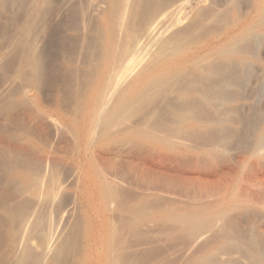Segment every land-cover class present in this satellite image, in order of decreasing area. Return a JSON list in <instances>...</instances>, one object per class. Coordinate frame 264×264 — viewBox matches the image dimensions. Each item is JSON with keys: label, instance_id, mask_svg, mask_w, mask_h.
<instances>
[{"label": "bare ground", "instance_id": "bare-ground-1", "mask_svg": "<svg viewBox=\"0 0 264 264\" xmlns=\"http://www.w3.org/2000/svg\"><path fill=\"white\" fill-rule=\"evenodd\" d=\"M79 1V3L83 2L80 5L83 7L87 6L86 8L91 9L87 14L91 16L90 13H93L92 18H94L95 24L93 23L94 28L92 27L93 29L89 32L85 30V22V25L81 23L84 28L74 29L75 33H77L76 36H82L81 39L84 41L81 47L82 52L85 54L83 68L88 75V80H85L87 83L82 93L78 113L69 120V126L73 133L71 135L73 138L72 141H74V145L70 144L73 146L72 149L66 151L67 148L71 147L69 146L66 150L63 147V150L61 148L60 150L51 148L37 151V144L35 143V146L33 141L27 138L29 135L27 137L20 135L21 137L18 136V139L15 137L19 141L22 139L18 144H16L17 141L15 142L14 139L8 137L7 142L12 140L15 145L13 144L14 146H12L13 142H10L11 144L9 143L6 148L0 146V148H5L9 154L11 152H20L23 154L22 158L25 155V159L27 160L21 159L24 162L27 161V165L22 164V160L21 164L23 167L26 166V169L22 171H26L27 173L24 179L29 183V191L27 190L28 184L22 186L26 189L25 191L29 192L27 195L40 199L45 204H50L51 207L55 208L54 211L53 209L48 210V206H46V210L44 209L42 211L38 209V212L36 209L33 212H27L28 209L25 213L23 212L24 209L23 211L18 210L19 212L14 210L16 213L12 211L13 215L11 213L8 215H11L13 222H17V224L14 223L17 225L15 227L19 228L20 231H25L30 228L32 230H30L31 236L32 233L34 234L37 231L42 232L44 235L45 231L43 232V230L45 225H48L47 222L54 221V226L51 223L50 225L55 230V236L59 239L57 241L60 242L62 239L64 244L61 247H57L54 242V245L58 248V252L56 247H54L53 250L55 249L57 254H54L55 250L54 252L52 251L54 257L50 258V255L48 253L46 254L47 251L38 254L32 247L34 243L32 245L29 242L24 243L21 247V252L17 253L19 256H17L15 264H50L53 262L60 264L62 263L61 256L65 255L63 253H72V248L78 244L79 238L82 240L80 243L81 252L79 255L76 254L74 256L78 258V260L76 259L77 264H145L147 260L151 262L150 259H153L151 247L153 245L152 229L155 222H161L164 225H170L168 223H172L173 227L171 230L168 229L171 235L170 237L177 236L181 232L184 234V231H188L185 232L187 233L186 237H188V234H192L191 238H193L194 234L198 232L197 228L199 227H196L197 222H204V226H206L205 222L207 223V221H220L219 219L224 218L229 210L233 211V209L243 205L250 206V204H257L264 207V198L260 192H256L258 187H256V191H251L252 189L247 188L249 185L242 187L243 184L237 189L231 187L230 184L222 187L217 193H220V195H218L214 205L207 206L199 204L198 207V204L197 206L195 204L193 207L187 208L180 207L174 201L173 203L167 201V204L163 203L156 206L155 199L161 195L153 191L155 183L163 185V183L169 181L167 180L169 178L167 176H169L168 172L170 174L171 171L168 168L170 162H177L180 156L183 157L182 155L185 154L186 156V154L188 155L190 153H192L196 162L202 158H211L213 160L214 156L223 151L226 146H223L224 143L213 141V143L211 142L203 147L198 148L199 146L197 147L196 145L195 148H192L193 146L189 147L185 144L187 140L190 141V139H187L188 135L185 137L186 134L196 137V134L193 135V132H203L204 134L211 127L213 128L216 125L221 127L225 122H229L235 126L233 130L234 134L246 131L243 130L244 127L242 125L244 123L245 126V122L242 119L238 117L225 118V113L220 112V109L229 103L236 105L249 100V98L251 99L252 95L251 97H247V89L251 86L253 79H256L255 86H259V77L263 73L260 74L261 70L259 71L255 65L256 63L254 64L250 60L253 59L255 62L256 60L259 61L257 50L260 48L261 40L264 39L262 35V31L264 30V0H256L257 3H254L256 4L253 8L254 11L250 14L247 10L244 12L245 9L243 11L239 9L243 0H229L230 9L229 5L226 7V4L222 3L223 0ZM250 2L248 1L247 4H250ZM42 3L46 5L48 0H42ZM226 3L228 4V2ZM223 4H225L224 8H222L224 6ZM231 4L234 5L233 9H231ZM250 6L248 5V10H250ZM38 17L40 19L41 17L44 18L43 15ZM212 21L219 22L220 25L224 23V27L216 28L209 32L207 31L206 25H209L207 23H212ZM92 22L94 21L92 20ZM53 25V20H51L49 22V30L52 36H55L56 32L52 30ZM210 25H212L211 27L216 26L215 23L214 25L213 23ZM59 33L61 34V31ZM44 48L47 47L45 46ZM45 52L47 51L45 50ZM30 53H33L32 50ZM38 56L41 57L40 55ZM261 60L263 61V59ZM26 61L27 63L25 64H27L28 70L32 71L34 69L39 81L38 75L44 73H39L42 71L41 65L37 64L33 66L29 60ZM30 67L33 69L30 70ZM77 70L79 71V69ZM85 81H83L84 85ZM232 88L236 89V96H234L235 98L233 100L230 99V91ZM26 91L24 90V93ZM27 93L25 95H28ZM259 94L256 97H259ZM241 109H237L236 114ZM42 110L40 111L43 112ZM40 111L39 113H41ZM167 111L173 114V121L167 118ZM200 114L203 115L200 116ZM45 117L47 118V116ZM28 118L32 120L36 117L33 118V116L29 115ZM56 122L55 124H57ZM261 122L264 121L262 120ZM53 124L49 127L45 126L46 128L44 129L42 128L44 127L43 125L39 126L43 129L44 133L46 132L45 135L48 133L49 136L55 138L57 135L58 137L62 136L60 135V131L62 130L60 128L62 126L56 127L58 125ZM248 124L250 125V123ZM183 126H185V129ZM258 127L260 128V126ZM247 134L245 132V135ZM257 135L259 134L257 133ZM261 135L263 136L264 134ZM49 136L48 138L52 139ZM29 137L32 138L31 136ZM185 138L187 140L183 141ZM190 138L192 140V137ZM202 139L205 140L207 138H201L200 140ZM197 140L194 141L197 143ZM208 140L210 141L209 138ZM0 141L3 143V140ZM191 143L194 144L193 140ZM38 145L40 144L38 143ZM257 147V152L255 150L257 155L263 154L264 144L260 143ZM46 148L50 147L46 146ZM191 150L194 152H190ZM11 154L9 156L10 158L16 153L14 155ZM259 156L258 158L255 157L258 161L260 160ZM251 158L250 161L252 160ZM15 159L18 163L19 157ZM192 159L190 160L193 162ZM32 160L36 161L33 163ZM253 162H250L252 166L255 164ZM244 163H246L245 160ZM178 164L179 166L182 165L179 162ZM12 165H15V163ZM12 169L10 168V171ZM230 169L232 170V168ZM233 169L235 170L236 167ZM260 169L263 170L262 168ZM221 170L219 171L222 173ZM253 171L255 172V170ZM212 172L211 174L209 172L210 175L208 174L206 177L203 176V180H200L202 176L199 175L198 180L219 186L224 174ZM258 174L260 175V173ZM245 175L243 176L246 178ZM248 176L246 178L247 180H249ZM228 177L230 178V176ZM20 179L19 182L21 181ZM190 179L192 178L190 177ZM174 180L176 179H172V182ZM240 180L242 182V178ZM236 182L238 183L239 181ZM22 186H19L20 188L18 189H21ZM188 186L190 185L188 184ZM253 186L255 189L256 185ZM261 192L263 191L261 190ZM23 195L25 197V194ZM40 200H38L39 205ZM250 210L254 209L252 208ZM252 221L249 222L251 223ZM13 222L10 223L9 221L8 223L13 224ZM256 222L258 221L256 220ZM247 224L249 225V223L245 222V225ZM249 226L247 227L249 228ZM161 228L158 230L161 231ZM255 228L251 226V230L255 233L254 235L258 236L257 238L259 239L258 230H254ZM162 231L165 233V230ZM22 233L23 231L19 234L23 235ZM34 235L36 236V233ZM167 235L169 236V234ZM227 237L224 239L226 242L231 239L230 235ZM251 237L250 241L252 242L254 239L251 240ZM22 239L20 237L21 241H23ZM30 239L33 240L32 238ZM45 239L47 238L45 237ZM20 240L19 242H21ZM231 241L233 240L231 239ZM212 244L209 246H212ZM37 245L38 243L35 244V246ZM208 245L207 247H209ZM53 246H45L43 249H49ZM216 246L219 245L216 244ZM74 250L78 251L76 249ZM207 251L210 252V250ZM261 253L264 254V252ZM193 254L196 255L195 253ZM71 256L73 257V255ZM205 258L206 261L209 260V264L210 259H207L208 256ZM189 260L191 261L192 258Z\"/></svg>", "mask_w": 264, "mask_h": 264}, {"label": "rangeland", "instance_id": "rangeland-1", "mask_svg": "<svg viewBox=\"0 0 264 264\" xmlns=\"http://www.w3.org/2000/svg\"><path fill=\"white\" fill-rule=\"evenodd\" d=\"M81 1H83V0H81ZM248 1L249 2L251 1L250 4H247ZM248 1L243 0L239 9L242 11L245 9L244 12H246V10H247V11H249L248 13L250 14V13H252V11H254L253 8L255 7L254 5H256L254 3H257V2H256V0H248ZM257 1H259V0H257ZM79 2H80L79 0L78 1H76V0H61V1L60 0H48V3L45 5L42 3V0H0V140H3V143H2V141H0V146L6 148L10 142L11 143L13 142L12 146H14L15 145L14 141L15 142L17 141L16 144H18L22 141V139H20L21 141L17 140L18 136L23 135V137H27L29 135L33 139L30 138L29 136L27 138L31 139V141H33L34 144L35 143L37 144V146H38L37 151H40V150L42 151L44 149L48 150L51 148L56 149V150H58V149L60 150V148H61V150H63L65 148L64 150H66V148L69 146H71V147H69L70 149L67 148L66 151L72 149V147H73L72 145H74V141H72L73 138L71 135H73V133H72V130L69 126V120L71 119L72 116L74 117V115L76 116L78 113V110H79L80 105H81L82 93L85 90L86 83H87V81H85V80H88V75L85 72V69L83 68V62L85 59L84 58L85 54L82 52L81 47L83 44L82 42H84V41L81 39L82 36H80V37L76 36L77 33H75L74 29L83 27L81 25V23L84 24V22H85V24H86V25L84 24L85 30L87 32H89L94 28V24H95V20H94V18H92L93 13H90L91 16L89 14H87L88 12L91 11V9L86 8L87 6L83 7L82 5H80L83 2L82 3H79ZM226 2H228V4ZM222 3H225L226 7H227V5H229V9H230V4H229L230 1L229 0H227V1L223 0ZM225 4H223L224 6L222 8L225 7ZM42 5H43V7H42ZM47 5H48V7H47ZM242 5H243V7H242ZM248 5H251L249 7L250 10H248ZM231 6H232L231 9H233L234 5L231 4ZM80 7L83 9L81 10ZM42 15L44 16V18L41 17ZM38 16H40L41 19H43V20H41ZM74 17H77V18H74ZM49 19H50V21L53 20L54 25H53L52 30H54L56 32L55 36H52V34L49 30V22H50V21H48ZM54 20H56V21H54ZM92 20L94 22H92ZM209 22H211V21H209ZM55 23L59 24V25L57 24L58 27L56 26ZM79 23H80V25H79ZM212 23H213V25L215 23L216 26L211 27L212 25H210V24H212ZM212 23H207L209 25H206L207 31H209V32L211 30L216 29V28L224 27V23H221V25L219 22H215V21H212ZM29 25H30V27H29ZM58 28L62 29V30H60L61 34L59 33L60 31ZM263 33H264V30L262 31V35L264 36ZM79 40H81V41H79ZM47 43H49V44H47ZM45 46L47 48H44ZM44 49L47 52H45ZM31 50L33 53H30ZM77 51H78V53H77ZM257 52L259 55V61L256 60V62H255V60L253 61V59H251L250 61H252L254 64L256 63L255 64L256 67L259 69V71L261 70L260 74H262V73L263 74L260 75V77H259V80H260L259 86L258 85L255 86L256 79H253L251 86L247 89L248 90L247 91V97H251V95H252V98L251 99L249 98V100H247L245 102H241V103L236 104V105L229 103L228 105H225L220 109V112L225 113V115H224V116H226L225 118H227V117L228 118L238 117V118L242 119L245 122V126H244V123L242 125V127H244L243 130H246L245 132H246V134L247 133L248 134L245 135L244 131H242L239 134H234L233 130L235 129V126L229 122L223 123L221 125V127L217 126V125L213 126V128L211 127L210 129H208L207 132L205 131L204 134H203V132H197L199 134L198 135L196 132H193V135L196 134V137L198 140L196 139L195 136H192V135L189 136V134H186L185 137L188 135L187 139H190L191 142L193 140L194 144L191 143L190 141H188L186 138L183 141L187 140L186 141L187 143L185 142V144H187V146H189V147L193 146L192 148H195L196 145H197V147L199 146L198 148H200V147H203L204 145L210 144L211 142L213 143V141L224 143L223 146L224 145H226V146L224 147L223 151L217 153L214 156L213 160L211 158H208V159L202 158V159H198L196 162L195 161L196 159H194V157L192 156V153H190L188 155L186 154V156H185V154L182 155L183 157L180 156L177 162H170L168 164V168L171 171L168 169L170 171V174L168 172L169 176H167V177H169L167 179L169 181L167 183L166 182L163 183V185L159 184V183L158 184L155 183L153 186L154 193H158L161 195L157 199H155V205L156 206L161 205L163 203L167 204V201L170 203L171 202L173 203V201H174V203L177 202V204L180 205V207L183 206L184 208L193 207L195 204H196L195 206H197V204H198V207H199V204L200 205H207V206L208 205H214V203H216V201H217L218 195H220V193L219 194H217V193L222 189V187L226 186L227 184H230V186L235 188V189L240 187L242 184L244 185V186L242 185V187H246V185H249V186H247V188L252 189L251 191H256L257 190L256 187H258V190L261 189L263 192H261V190H259V191L257 190L256 192H260L262 197L264 198V190H263L264 174L262 175V173H264V153L258 154V155L256 153L257 148H258L257 145L259 146L260 143L264 144V142H263L264 141V138H263L264 135L263 136L261 135V134H264V128H263L264 122H261L262 120L264 121V115H263L264 114V106H263L264 105L263 104L264 103V84H263L264 83V66H263L264 65V39L261 40L260 48H259V50H257ZM41 53H42V55H41ZM81 53H82V55H81ZM27 54H28V56H27ZM38 55H40L41 57H39ZM80 55H81V57H80ZM38 57H39V59H38ZM260 58L263 59V61ZM25 59L29 60V62L33 66H36L37 64L41 65L42 71L39 73H42V72H44V73H42V75H38L39 79H40L39 81H38V77L36 75V71L31 67H30L31 68L30 70H32V69L33 70L32 71L28 70L27 64H25V63H27V61ZM30 59H32V60H30ZM35 59H36V61H35ZM72 60H74V61H72ZM41 61H43V62H41ZM45 63H46V66H45ZM42 65H43V67H42ZM77 69H79V71ZM262 70H263V72H262ZM82 73H84V74L86 73V74L82 75ZM85 78H87V79H85ZM82 80L85 81V85L83 84L84 82ZM80 84H81V86H80ZM83 87H84V89H83ZM24 90H27V91L24 93ZM80 90H81V92H80ZM27 92H29V93H27ZM26 93L28 95H25ZM230 93H231L230 99L233 100L235 98L234 96H236L235 95L236 89L232 88ZM258 93H260L259 97H256V96H258L257 95ZM253 103H255V104H253ZM233 107L235 108V111H234ZM232 108H233V110H232ZM240 108H242L241 111L243 113L241 111H239V113L236 114L237 109H240ZM40 110H42L43 112H41ZM39 111L41 113H39ZM29 115L33 116V118H35V117L36 118L29 120V118H28ZM202 115L203 114H200V116H202ZM252 115H254V116H252ZM260 115H262V116H260ZM45 116H47V118ZM166 116L170 121H173L174 116L171 112L167 111ZM59 120L62 123H60ZM55 121H57L56 122L57 124H55ZM50 122H51V124L54 123L53 125H58L56 127L62 126V128H60V130L61 129L62 130L61 131L59 130L61 133V134L60 133L59 134L62 136L58 137V135H57L55 138V137L49 136L48 133H47V135H45L46 132L44 133L43 129L46 127H49L51 125ZM247 122L250 123V125ZM30 125H32V126H30ZM39 125L40 126L43 125L44 126V127H42L43 129ZM251 125H253V126H251ZM255 126H257V128H255ZM258 126H260V128ZM63 127H64V131H63ZM214 127H216V128L214 129ZM183 128L185 129V126H183ZM262 128H263V130H262ZM67 129H68V131H67ZM223 129H226V130H223ZM70 130H71V132H69ZM230 130L233 133L232 132L230 133ZM253 130L255 133L253 132ZM260 131H262V132H260ZM201 133H202V135H201ZM257 133L259 135H257ZM12 135H16V136H12ZM200 135H201V137H200ZM203 135H205V136H203ZM48 136L51 137L52 139L48 138ZM8 137H10L11 139H14V141L9 140L10 142H7L9 139ZM190 137H192V140ZM258 137H259V139H258ZM201 138H204V139L207 138V139L200 140ZM208 138L210 139V141L208 140ZM194 140L195 141L197 140V143ZM188 142H189V144H188ZM38 143L40 145H38ZM4 144H6V145H4ZM36 144H35V146H36ZM70 144H72V145H70ZM46 146L47 147L49 146L50 148H46ZM254 146H256V147H254ZM5 148H0V209H1L0 210V221H1L0 222V224H1L0 225V262L1 263L0 264H11V263L15 264L17 256H19V254H17V253L18 252L20 253L21 249H22L21 247L23 246V244L28 243V242L30 245H32L34 243L32 245V247L35 249V251H37L38 254H41V253L47 251L46 254L48 253V255H50L49 256L50 258L54 257V254L55 253L57 254V252H58L57 247H61L64 244V241L62 239L60 240V242L57 241L59 239L57 238V236H55L56 235L54 233L55 230L52 227V226H54V221H51V222L48 221L47 222L49 226L47 224L45 225V228L43 230V232L45 231L44 235L42 232L37 231V232H34V234L36 233V236L33 233L31 236L30 232L32 230L29 228L25 231L22 230L23 231L22 234L23 235L25 234L24 237H22L23 235L19 234L22 231H20L19 228L15 227V226H17V225H15V224H17V222H13V220L11 219V215H13V212L16 213L15 211L19 212V211H23V209H24L23 212L25 213V211H27L28 209L29 210L27 212H33V211H35L34 209H36V211L38 212V209H40L42 211L44 209L46 210L47 209L46 206H48V210L53 209V211H54L55 208L51 207L50 204H45L40 199L33 198L30 195H27V194H29L28 191H29L30 186H29V183H27L26 180L24 179L25 174H27L26 171H22V170L26 169V166H24L25 167L24 168L22 165L23 163L25 165L27 162V161L24 162V160H22V159H25V155L23 156L24 158H22L23 154H21L20 152H14V153L11 152L12 153V154L10 153L11 155H14L16 153L14 155L15 158L19 157L18 163H17L16 162L17 160L14 158V156L13 157L11 156L12 158L9 157L10 154ZM252 150H253V152H251ZM255 150H256V152H255ZM184 151H186V150H184ZM192 151L193 150H191L190 152H192ZM7 152H8V154H7ZM17 153H20V154H17ZM250 153H252V154L250 155ZM189 155H191V156H189ZM187 156H188V158H187ZM248 156L250 158L252 156L251 161L252 162L254 161L253 163H255L253 166H252V163L250 164L251 161H250V158ZM258 156L260 159L259 161H258V159H256V158H258ZM192 157H193V159H192ZM242 158H243V160H242ZM246 158H247V160H246ZM11 159L13 160L12 163H11V161H12ZM190 159H192L193 162L195 161L194 164H192L193 162ZM21 160H22V164H21ZM25 160H27V159H25ZM244 160L246 163H244ZM255 160H257V161H255ZM19 161H20V163H19ZM35 161L36 160H34L33 163ZM242 161L244 164L242 163ZM248 161H250V162H248ZM178 162L182 164V165H180L181 167L179 166ZM13 163H15V165L11 166V164H13ZM241 164H243L244 166ZM18 166H19V168H18ZM234 166L236 167L235 170L233 169V168H235ZM245 166H246V168H245ZM229 167L232 168V170ZM10 168L11 169L16 168V169L15 170L12 169L13 171L12 170L10 171ZM20 168H22V169L20 170ZM260 168H262L263 170H261ZM215 169H217V170H215ZM219 170H221L222 173ZM253 170H255V172ZM190 171H193V172H190ZM212 171L224 174V177L219 184V186L221 185V187H219L215 184H210V183L207 184V183H204V181H202V182L200 181V180H203L204 177L208 176L209 172L211 174ZM257 171H259V172H257ZM9 172L13 174V175L11 174L12 177H11ZM258 173H260V175ZM244 174H246L245 175L246 178H247V175H249L248 176L249 180H247L243 176ZM20 175H23V176L20 177ZM199 175L202 176V179L200 178V180H198ZM228 176H230V178ZM190 177L192 179H190ZM262 177H263V179H262ZM19 178H21L20 182H19ZM241 178H242V182L240 180ZM243 178H244V180H247L249 182L244 181ZM172 179H176L178 181L174 180L172 182ZM236 181H239L241 184L239 185V182L237 183ZM169 182H171V183H169ZM189 182H191V183H189ZM231 182L235 183L234 184L235 187L233 186V183H231ZM15 184H17V185H15ZM27 184H28V186H27L28 191H25L26 189L23 186L24 185L26 186ZM188 184L190 186H188ZM192 184H193V186H192ZM252 184L256 185L255 189H254V186ZM237 185H239V186H237ZM6 186H8V187H6ZM19 186H22L21 189H18V188H20ZM22 188H23V190H22ZM21 193L25 194L26 198ZM28 196H30V197H28ZM21 198H23V199L21 200ZM34 200H37V201L40 200V205H39V201L37 202ZM207 202H210V203H207ZM34 205L36 207L38 206V208H36ZM40 206H42L41 207L42 209L40 208ZM7 207H9V208H7ZM254 207L257 209H255ZM252 208L254 210H250ZM261 208H263V209H261ZM40 210H39V212H41ZM249 210H250V212H249ZM231 211L232 210H229L228 211L229 213L227 212L224 218L223 217L220 218L219 219L220 221L216 220L217 222H215L214 220H211L210 222H208V221H207V223L205 222L206 226H204V222L203 223L197 222L196 227L198 226L200 229L197 228L198 232H196L194 234L193 238H191L192 234H188V237H186L187 233H185V232H188V231H184L185 235L181 232L180 233L181 235L177 234V236L175 235L173 237H170L171 235H170V232H168V229L171 230V228L173 227L172 223H168L170 225H167V224L164 225L161 222H159V223L155 222L153 224L154 226L152 229V244L153 245L151 247L153 259H150L151 262H149L147 260L146 263L149 262L148 264H162V263L163 264H184V261H185V264H186V262H187V264H189V262H190V264L191 263L192 264H205V263L208 264L209 260L206 261V258H205L208 256L207 259H210L211 264H214V263L215 264H220V263L221 264H264V254L261 253V252H264V249H263L264 248V207L257 205V204H254V205L250 204V206L249 205H243L239 208L233 209L232 212ZM230 212H231V214H230ZM9 213H11V215H8ZM239 218H240V220H239ZM247 220H248V222H247ZM256 220L258 222H256ZM9 221H10V223L13 222V224H9L8 223ZM241 221L242 222L244 221V222L242 223ZM249 221H252L253 223L252 222L250 223ZM245 222L249 223L250 226L248 224L245 225ZM50 223L52 226L50 225ZM212 223H214V224H212ZM254 223H256V224H254ZM241 224H242V226H241ZM46 226H47V228H46ZM160 226L163 228H161ZM214 226H217V227H214ZM247 226H249L250 229ZM251 226H254V228L256 227L254 230H258V232L257 231L256 232L260 236L259 239L257 238L258 236L254 235L255 233H254V231L251 230ZM206 227H207V229H206ZM160 228H161V231H159ZM209 228H210V230H209ZM215 228H217V229H215ZM10 230H12V231L10 232ZM162 230H165V233ZM213 230H215V231H213ZM26 231H28V232H26ZM243 231H246L249 234H247L246 232H243ZM24 232H26V233H24ZM50 232H53V233H50ZM219 232L221 234L223 233L224 235L223 234L221 235ZM40 233H41V235H40ZM244 233H245V235H244ZM260 233H261V235H260ZM14 234H16V235H14ZM167 234H169V236ZM199 234H203V235H199ZM229 235L233 241H231V239H230V241H227V242L224 241V239ZM253 235H254V237H253ZM19 236L21 237V239L23 238L22 239L23 241L20 240ZM42 236H43V238H42ZM44 236L47 239H45ZM51 236L54 238V240ZM27 237H29V238H27ZM247 237H249V238H247ZM250 237H251V240L254 239V241L251 242ZM25 238H26L27 242H26V240H24ZM30 238H32L33 240H31ZM18 239L21 242H19ZM29 239L31 240V242ZM196 239H200L201 241L196 240ZM78 240L80 242L78 241V244H76V246L72 248V253H70V254L69 253H63L65 255L61 256L62 263H60V264H77L78 258H76L77 256L76 257H74V256L76 254H78V255L80 254V252H81V244L80 243L82 242V240L80 238ZM163 240H165V241H163ZM191 240H193V241H191ZM218 241L220 242V244ZM238 241L239 242L242 241V242H240L241 246L239 245ZM258 241L259 242L261 241L262 243L261 242L260 243L263 245H261ZM54 242H55L57 247L54 245ZM209 242H210V244H212V243H214V244H212V246H209L210 245ZM215 242H217V243H215ZM232 242H234V243H232ZM37 243H38V245L35 246V244H37ZM246 243H247V245H246ZM44 244H46L45 246H48V247H50V245H52V246L54 245V246L51 247L52 249L51 248H49V249L44 248L43 249V247H45ZM216 244H218L219 246L215 247ZM207 245L209 247H207ZM243 245H245V246H243ZM18 246H20V247H18ZM262 246H263V248H261ZM40 247H42V248H40ZM54 247H56L57 252L55 249H54L55 250V252H54V250H53ZM19 248H20V250H19ZM153 248L154 249L156 248V249L154 250ZM50 249H51V251H50ZM74 249H76L78 251H75ZM242 249H243V251H242ZM246 249H248V250H246ZM259 249H260V251H259ZM17 250H19V251H17ZM207 250H210V252ZM213 250H215V251H213ZM52 251L54 252V254L52 253ZM186 252H187V254H186ZM249 252L252 254H250ZM51 253H52V256H51ZM150 253H151V251H150ZM193 253H195L197 256L194 255ZM67 254H68V256H67ZM253 254H254V256H253ZM15 255H16V257H15ZM71 255H73V257ZM150 256H149V258H151ZM191 258H192V260H191L192 262L189 260ZM204 260H205V262H204ZM193 261H194V263H193ZM53 263L57 264L55 262H53ZM53 263H50V264H53Z\"/></svg>", "mask_w": 264, "mask_h": 264}]
</instances>
